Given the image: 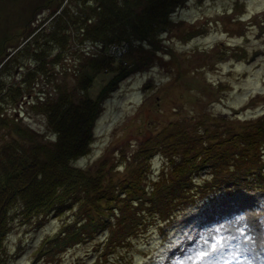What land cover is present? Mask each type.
Returning <instances> with one entry per match:
<instances>
[{"label": "rangeland", "instance_id": "374dc122", "mask_svg": "<svg viewBox=\"0 0 264 264\" xmlns=\"http://www.w3.org/2000/svg\"><path fill=\"white\" fill-rule=\"evenodd\" d=\"M28 4H34L35 8L29 9L32 5ZM68 5L79 11L75 0H56L53 9L43 13L46 6L38 0H0V64L5 63L0 69V79L7 90L23 83L26 84L24 91H29V96L22 98L24 101L16 94V98L4 97L1 109L4 123L18 121L20 125L32 127L41 142L48 140L46 134H51L54 140L55 133L47 126L45 113L31 103L41 89L70 90L74 80L78 82L72 69H76L85 56L83 47H91L90 50L99 53L104 50L114 55L115 61L104 70L88 67L87 72L93 79L87 91L84 87L81 94L95 97L100 85L118 66H132L101 100L91 125L88 150L76 159L80 167L100 176L91 179L90 184H98L90 195L82 194L91 202L90 206L104 199L101 192L111 199L118 176L135 177L143 163L149 164L143 174L148 175V181L151 177L167 178V170L172 169L169 156L160 150L150 156L145 152L155 138L170 146L182 143H175L178 135L181 140L191 139L192 135L199 140L198 135H201L205 144L211 143L220 127H240L250 131L252 139L261 141L256 147L259 157L264 156V132L255 129L264 125V0H187L169 12L168 27L160 31L155 41L143 45L134 36L132 43L127 39L129 46L122 41L106 44L103 50L92 47L95 40L77 32V26L67 23L66 28H62L64 24L59 15L64 11L62 6ZM148 6L149 2L142 0L134 9L143 13ZM190 29L193 31H187ZM62 40L63 45H60ZM20 44L26 45L28 50L15 52ZM33 48H37L36 53L32 52ZM5 50L12 52L11 58V55L5 56ZM16 56L21 62L13 59ZM142 58L146 61L142 62ZM75 72L78 78L84 74L82 69ZM9 131L11 129L0 125V136L5 138ZM12 133L18 136L13 128ZM36 136L33 134L35 139ZM181 153L174 155L182 161ZM106 164H111L116 171L108 169ZM259 165L255 172L241 177V185L257 187L254 191L242 188L241 192L249 190L247 194H253L247 197H251L246 202L250 205L232 216H211V223L199 222V226H188L181 232L178 223L159 228L158 218L149 213V222L118 245L109 247L101 243L107 232L104 228L86 240L70 243L54 259H44L38 264H201L217 241L225 236L228 241L231 235H238V248L243 247L247 258L254 239L264 244V163ZM201 172L192 179L200 181ZM253 175H256L255 181L250 180ZM212 187L217 189L220 185ZM207 189L213 191L211 187ZM201 199L202 196L195 202ZM114 212H117L115 208L108 212L111 218ZM16 213L12 210L13 219L1 241V254L7 258L5 264H29L30 253L41 236L56 230L61 219L71 217L67 208L43 218L40 225L24 221ZM180 215L178 212L174 216L175 221L180 220ZM184 216L186 221L191 218ZM167 227L169 230L165 231ZM178 238L182 240L175 241ZM180 243L187 247L183 248ZM104 249L105 253L101 251Z\"/></svg>", "mask_w": 264, "mask_h": 264}, {"label": "trees", "instance_id": "16d2710c", "mask_svg": "<svg viewBox=\"0 0 264 264\" xmlns=\"http://www.w3.org/2000/svg\"><path fill=\"white\" fill-rule=\"evenodd\" d=\"M92 1L89 3V0H75V6H80L79 11L75 9L77 14L74 15L75 11L68 5L66 8L63 6L64 11L59 16H62L61 21L64 24L62 28L72 23L77 26V32L82 31L83 35L85 34L92 41H100L96 43L101 44L103 50V47L112 41L116 43L126 41L129 46L128 40L131 39L130 43H132L134 36L139 40L138 43L143 45L155 41L157 27L167 24L170 20L167 8L185 0H144L145 3L149 2V6L143 13L134 9V6L142 0ZM83 7L85 8L82 10ZM76 22L82 24L77 25ZM63 42L62 40L60 45H63ZM25 46L20 49H24ZM86 51L76 67L84 70V74L78 78L74 75L76 69H72V74L78 82L74 80L70 90L58 88L55 93L42 89L40 93L35 94V100L31 103L45 113L47 126L55 133L54 140L50 137L51 134H46L48 140L41 142L32 127L20 125L16 120L9 124H6L9 120L4 123L2 115L4 112L0 104V125L11 129L5 138L0 136V249L4 234L10 227L9 221L13 219L10 216L13 207L32 222V217L37 220V217L49 212L60 211L74 194L90 195L89 192L97 187L98 182L91 184L90 182L93 177L99 179L100 176L93 175L80 167L76 159L82 152L87 151L95 112L98 111V106L106 93L115 85L117 77L119 75L121 77L126 72V64L118 66L109 79L100 85L98 95L92 97L87 93L81 94L84 87L87 91V85L93 79V76L91 77L87 72L88 67L104 70L115 61L111 54L102 51V53H99L100 51L94 53L89 48ZM33 52L36 53V50ZM4 64L1 63L0 69ZM3 84L4 81L0 79V92L5 93L6 87ZM23 87L24 84L21 83L14 87L17 93L8 90L7 95L13 98L16 94L21 99V96L29 93V91L19 92ZM230 127H220L215 131L214 136H219L218 144L227 142V135H231ZM12 128L16 130L18 136L12 133ZM195 141L198 143L197 140ZM197 148H200L199 143ZM215 149L217 151L216 147ZM224 155V152L219 155L220 160L217 164L221 163ZM238 160L247 162L243 156H238L234 161ZM81 168L86 172L83 173ZM108 169L116 171L112 166ZM117 179L119 182L124 181L121 175ZM119 182L115 183L116 186ZM189 183L188 188L191 193L200 186L190 181ZM101 194L103 197L107 196L104 192ZM12 203H15L14 206L11 205ZM87 231V223L81 222L77 233L85 235ZM2 259L7 260L0 251V264ZM5 263L6 261L3 264Z\"/></svg>", "mask_w": 264, "mask_h": 264}, {"label": "flooded vegetation", "instance_id": "af4514ba", "mask_svg": "<svg viewBox=\"0 0 264 264\" xmlns=\"http://www.w3.org/2000/svg\"><path fill=\"white\" fill-rule=\"evenodd\" d=\"M39 2H41L42 5L46 6L45 9L42 10L41 13H43L46 9H53V5L56 3V0H38ZM28 5H32L29 7V9H34L35 5L34 4H28ZM28 8V7H27ZM37 11L39 10V7L36 6Z\"/></svg>", "mask_w": 264, "mask_h": 264}, {"label": "bare ground", "instance_id": "6f19581e", "mask_svg": "<svg viewBox=\"0 0 264 264\" xmlns=\"http://www.w3.org/2000/svg\"><path fill=\"white\" fill-rule=\"evenodd\" d=\"M242 248H243V247H242ZM246 254H247V253H246ZM246 254H245V255H246Z\"/></svg>", "mask_w": 264, "mask_h": 264}]
</instances>
